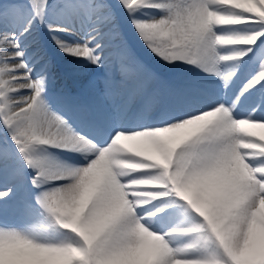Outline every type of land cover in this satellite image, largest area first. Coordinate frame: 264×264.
<instances>
[{"label": "snow or ice", "instance_id": "snow-or-ice-1", "mask_svg": "<svg viewBox=\"0 0 264 264\" xmlns=\"http://www.w3.org/2000/svg\"><path fill=\"white\" fill-rule=\"evenodd\" d=\"M0 216V264H264V0H0Z\"/></svg>", "mask_w": 264, "mask_h": 264}, {"label": "bare ground", "instance_id": "bare-ground-1", "mask_svg": "<svg viewBox=\"0 0 264 264\" xmlns=\"http://www.w3.org/2000/svg\"><path fill=\"white\" fill-rule=\"evenodd\" d=\"M126 32H127V29H126ZM134 35V33H133ZM135 41V40H134ZM134 41L130 39V43L133 44V50L137 53V56L139 59L143 60V58H149V62H148V66L150 68H152L154 71H156L158 74H159V77L160 79L158 81H154L149 87H150V91L149 93H154L155 94V101L156 100H162L164 101L165 98H166V95L165 93L161 96H163L162 98L157 94V92H159L160 90H164V92L166 91V87H167V84L169 83V77L167 75V73L160 67V64L157 62L156 58L152 56L151 53L149 52H143V51H137L135 46H134ZM147 63V62H146ZM110 72L115 76L119 75V78L118 80L120 81L122 79V75H121V70H120V65L118 62L114 63L112 68L110 69ZM60 78H62V76L60 75ZM80 78V77H79ZM78 78L74 79L75 83L77 81ZM88 81H83V82H77L76 83V87L73 89L74 92L79 89L82 93V95H86V100H94V103L96 104H99V105H104L101 103V101H99L98 99H96L97 97V94H96V88L97 87H103L102 84H98L96 88H88L86 87ZM132 83L131 81L126 85V87L124 88L125 90L127 89H131L132 87ZM53 91H54V94L53 97L55 96H59L63 91H65V89H61L58 88L57 86H54L53 87ZM73 92V93H74ZM82 103H85V101H82ZM140 102L137 101L134 106H133V110H135L138 106H139ZM16 216L12 217L11 220H10V223H14L16 222Z\"/></svg>", "mask_w": 264, "mask_h": 264}, {"label": "rangeland", "instance_id": "rangeland-1", "mask_svg": "<svg viewBox=\"0 0 264 264\" xmlns=\"http://www.w3.org/2000/svg\"><path fill=\"white\" fill-rule=\"evenodd\" d=\"M113 2H115V0H113ZM131 44V43H130ZM131 46H133V44H131ZM134 46H135V48H136V50L137 51H145V52H149L146 48H144L143 47V45L142 44H140L139 43V40H138V38L134 41ZM150 53V52H149ZM142 61H144V62H147V64H148V62H149V58H143V60ZM56 72H57V78H56V80L54 81V83H59V85H60V80H61V78H60V69L59 68H57L56 69ZM89 79H92V77H90V76H88V75H85V76H82V77H80V78H78V82H83V81H89ZM64 82H66L65 80H67V79H62ZM53 83V84H54ZM63 84V87H64V84L65 83H63V82H61V85Z\"/></svg>", "mask_w": 264, "mask_h": 264}]
</instances>
